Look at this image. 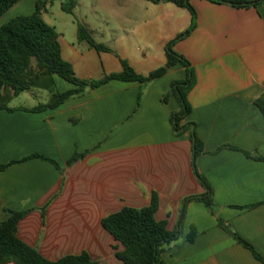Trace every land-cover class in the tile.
<instances>
[{"label":"crops","instance_id":"obj_1","mask_svg":"<svg viewBox=\"0 0 264 264\" xmlns=\"http://www.w3.org/2000/svg\"><path fill=\"white\" fill-rule=\"evenodd\" d=\"M38 1L46 0L34 6L20 0L0 18V27L32 14ZM69 1L83 5V0L62 5ZM99 2L111 8L112 20L101 16L99 26L86 17L82 23L109 50L80 41L78 33L71 38L58 33L63 58L83 80L123 72L121 60L140 75L150 74L167 63L168 43L192 24L191 11L172 2ZM191 4L197 26L174 50L197 74L189 94L193 110L184 121L196 124L204 143L195 165L189 132L177 135L171 123L180 110L177 99L162 101L172 82L186 76L180 64L148 84L112 80L37 112L33 109L74 88L43 72L28 91H49L47 103L0 111V164L19 161L0 171V221L26 211L18 236L47 260L87 251L96 264H124L116 256L124 247L103 227V218L126 206L146 207L157 192L156 218L176 229L185 198L206 193L196 169L213 188V212L201 202L186 206L182 237L163 251V263L264 264L218 222L225 221L264 257V161L244 153L264 158V114L257 104L264 99V4ZM225 145L236 149L219 150ZM76 153L87 154L68 166ZM192 227L197 235L189 241Z\"/></svg>","mask_w":264,"mask_h":264},{"label":"trees","instance_id":"obj_2","mask_svg":"<svg viewBox=\"0 0 264 264\" xmlns=\"http://www.w3.org/2000/svg\"><path fill=\"white\" fill-rule=\"evenodd\" d=\"M20 0H0V18ZM159 4L162 2H172L178 6L189 9L192 13V24L176 39L169 42L166 51L167 63L151 72L148 75H140L135 72L126 60H121L123 72L105 75L98 80H83L76 76L73 66L66 61L62 55L59 34L56 29L48 24L43 18V11L47 1H38L35 11L29 15H20L0 27V111H14L9 107L13 97L21 95L30 90L33 81L38 79L43 72L57 75L69 82L74 88L57 95L55 102L40 105L33 111L41 112L49 108H57L66 100L82 96L91 89L98 88L112 80L126 82H139L143 85L162 77L167 71L177 64L186 68V76L182 80L172 82L169 91L163 96L164 104H169L172 97L179 103L180 110L171 116V123L175 134L181 135L189 132L193 143V163L197 157L205 152L204 143L197 133L194 122H184L192 113V105L189 94L197 84L196 70L190 61L174 50V45L187 38L197 26V11L191 4V0H147ZM213 3L227 4L236 8H259L264 4V0H208ZM76 6L75 1H69L62 5L64 11L72 12ZM78 39L86 41L91 47L97 50H109L102 44L95 41L88 28L82 23H78ZM54 92V90H51ZM143 91L140 92L138 103H140ZM258 106L264 114V99L257 101ZM224 148L236 149L233 146L225 145ZM249 158L264 161L261 156H253L250 152L244 151ZM87 153H76L67 162L68 166L73 165L83 159ZM31 158H43L40 155H33ZM59 170V164L53 160ZM14 161L6 165L0 164V171L10 165L17 163ZM195 174L201 184L205 187L204 195L188 196L184 200L183 213L179 219L178 227L174 230L168 228L167 220H158L156 213L159 209V195L152 193L150 205L142 208L126 206L120 211L112 213L103 218V227L120 242L124 250L117 251L116 256L124 264H164L161 260L163 251L171 244L177 242L183 234V227L186 215V206L191 202L203 203L213 212V188L205 176L195 169ZM264 204V202H263ZM256 206V205H254ZM252 206V207H254ZM27 212H12V216L0 221V264H96L91 259L87 251L79 255H67L57 261L47 260L36 248L31 247L18 236V226ZM219 226L227 233L231 234L239 243L251 250L254 256L264 263V257L246 240L236 234L231 227L222 219H218ZM197 235L195 227L191 228L188 240L193 241Z\"/></svg>","mask_w":264,"mask_h":264},{"label":"rangeland","instance_id":"obj_3","mask_svg":"<svg viewBox=\"0 0 264 264\" xmlns=\"http://www.w3.org/2000/svg\"><path fill=\"white\" fill-rule=\"evenodd\" d=\"M35 1L36 0H25L24 3H27V5L31 6L35 3ZM46 1L48 10L43 11L44 20L48 24L55 26V29L58 33L64 32L69 38L73 37L78 32V23H82V20L86 17H88L91 21L94 20L96 25L99 26H102L99 22H97L101 16L108 20H112V17H114L111 8L106 7L101 2H99V0H83V5L74 7L71 13L64 11L61 8V5L65 2V0ZM111 26L117 27L115 23H112ZM50 95L51 93L49 91L33 89L31 91L23 92L17 97H14L10 101L9 105L12 107H29L37 103L45 104L49 101Z\"/></svg>","mask_w":264,"mask_h":264}]
</instances>
